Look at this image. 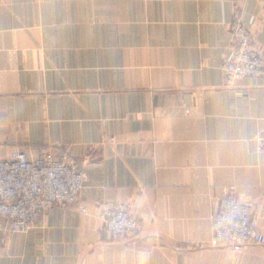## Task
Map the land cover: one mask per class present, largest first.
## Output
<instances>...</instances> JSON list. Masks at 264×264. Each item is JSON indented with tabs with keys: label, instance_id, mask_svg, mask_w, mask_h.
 <instances>
[{
	"label": "crops",
	"instance_id": "obj_1",
	"mask_svg": "<svg viewBox=\"0 0 264 264\" xmlns=\"http://www.w3.org/2000/svg\"><path fill=\"white\" fill-rule=\"evenodd\" d=\"M236 16L264 63V0H0V158L76 160L87 208L0 217V264H264V245H211L229 193L264 234V73L226 85ZM99 201L137 230L115 240Z\"/></svg>",
	"mask_w": 264,
	"mask_h": 264
},
{
	"label": "built area",
	"instance_id": "obj_2",
	"mask_svg": "<svg viewBox=\"0 0 264 264\" xmlns=\"http://www.w3.org/2000/svg\"><path fill=\"white\" fill-rule=\"evenodd\" d=\"M232 48L225 61V82L228 87L247 78H260L264 63L253 44L251 29L239 16L229 24ZM257 150L264 152V131L256 138ZM86 172L75 160L56 156L50 148H42L36 156L14 150L0 158V217L7 228L24 232L54 208H87L80 201ZM105 230L115 240H125L139 227L127 204L96 202ZM211 245L226 246L242 252L249 245H264V234L253 200L231 193L224 196L212 219Z\"/></svg>",
	"mask_w": 264,
	"mask_h": 264
},
{
	"label": "rangeland",
	"instance_id": "obj_3",
	"mask_svg": "<svg viewBox=\"0 0 264 264\" xmlns=\"http://www.w3.org/2000/svg\"><path fill=\"white\" fill-rule=\"evenodd\" d=\"M53 151V150H52ZM54 152V151H53ZM55 153V152H54ZM56 154V153H55ZM56 156H59L56 154ZM60 156H65V155H60ZM66 158L72 160L71 158H69L68 156H66ZM76 161V160H75ZM77 162V161H76ZM81 167L84 169V167L81 165ZM85 170V169H84ZM86 172V171H85ZM86 179V178H85ZM220 247H226V246H220Z\"/></svg>",
	"mask_w": 264,
	"mask_h": 264
}]
</instances>
